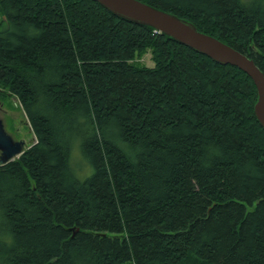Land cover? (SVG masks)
I'll list each match as a JSON object with an SVG mask.
<instances>
[{
	"label": "trees",
	"instance_id": "16d2710c",
	"mask_svg": "<svg viewBox=\"0 0 264 264\" xmlns=\"http://www.w3.org/2000/svg\"><path fill=\"white\" fill-rule=\"evenodd\" d=\"M140 1L264 74V0ZM148 49L153 66L135 64ZM10 97L35 142L0 166V264H264V130L243 71L93 0H0Z\"/></svg>",
	"mask_w": 264,
	"mask_h": 264
},
{
	"label": "water",
	"instance_id": "95a60500",
	"mask_svg": "<svg viewBox=\"0 0 264 264\" xmlns=\"http://www.w3.org/2000/svg\"><path fill=\"white\" fill-rule=\"evenodd\" d=\"M93 1L112 14L133 23L151 27L220 65H231L243 71L254 84L257 99L253 106V114L264 130V74L252 60L218 39L199 32L192 23L140 0ZM23 146V141H14L4 131L0 120V166L22 154Z\"/></svg>",
	"mask_w": 264,
	"mask_h": 264
},
{
	"label": "rangeland",
	"instance_id": "374dc122",
	"mask_svg": "<svg viewBox=\"0 0 264 264\" xmlns=\"http://www.w3.org/2000/svg\"><path fill=\"white\" fill-rule=\"evenodd\" d=\"M150 51L151 50L148 49L145 53H141L134 63L152 67L153 63ZM0 108L2 109L0 111V117L3 121L5 130L10 133L14 139L24 141V149L29 148L34 143L35 137L16 98L10 97L0 100Z\"/></svg>",
	"mask_w": 264,
	"mask_h": 264
},
{
	"label": "bare ground",
	"instance_id": "6f19581e",
	"mask_svg": "<svg viewBox=\"0 0 264 264\" xmlns=\"http://www.w3.org/2000/svg\"><path fill=\"white\" fill-rule=\"evenodd\" d=\"M232 49H234V48H232ZM235 50V49H234ZM237 51V50H236ZM237 52H239V51H237ZM240 54H242V55H244L245 57H247L248 59H250L248 56H246L245 54H243V53H241V52H239ZM250 60H252V59H250ZM253 61V60H252ZM130 63L131 62H133V60H131V61H129ZM254 62V61H253ZM255 64V63H254ZM257 67V66H256ZM258 68V67H257ZM260 70V69H259Z\"/></svg>",
	"mask_w": 264,
	"mask_h": 264
},
{
	"label": "flooded vegetation",
	"instance_id": "af4514ba",
	"mask_svg": "<svg viewBox=\"0 0 264 264\" xmlns=\"http://www.w3.org/2000/svg\"><path fill=\"white\" fill-rule=\"evenodd\" d=\"M2 109L0 108V111H1Z\"/></svg>",
	"mask_w": 264,
	"mask_h": 264
}]
</instances>
